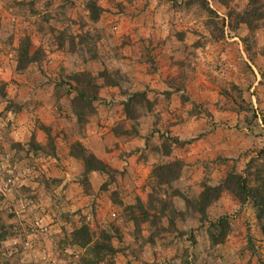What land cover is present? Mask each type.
I'll return each instance as SVG.
<instances>
[{"label":"rangeland","instance_id":"obj_1","mask_svg":"<svg viewBox=\"0 0 264 264\" xmlns=\"http://www.w3.org/2000/svg\"><path fill=\"white\" fill-rule=\"evenodd\" d=\"M0 264H264V0H0Z\"/></svg>","mask_w":264,"mask_h":264},{"label":"trees","instance_id":"obj_2","mask_svg":"<svg viewBox=\"0 0 264 264\" xmlns=\"http://www.w3.org/2000/svg\"><path fill=\"white\" fill-rule=\"evenodd\" d=\"M90 161H87V167H88V169H91L92 167L90 166ZM84 230V232L86 233V238H85V240H84V242L85 243H89V242H92L93 241V238H92V235L91 234H89L88 232H87V229H83ZM107 240H109V236H106V244H103V247H102V249L104 248H108V246L109 245H107Z\"/></svg>","mask_w":264,"mask_h":264},{"label":"crops","instance_id":"obj_3","mask_svg":"<svg viewBox=\"0 0 264 264\" xmlns=\"http://www.w3.org/2000/svg\"><path fill=\"white\" fill-rule=\"evenodd\" d=\"M120 139H121V141L124 140L123 138H120ZM142 142H143V141L140 140V141H139V145L142 144ZM124 145H125V146H124ZM124 145H123V149H124V150H128V147H129L128 144H125V143H124ZM121 146H122V145H121ZM123 156H124V155H123ZM139 163L142 164V161H140Z\"/></svg>","mask_w":264,"mask_h":264}]
</instances>
